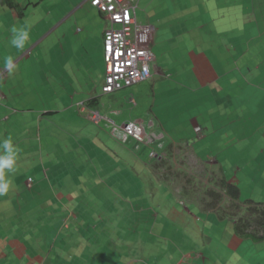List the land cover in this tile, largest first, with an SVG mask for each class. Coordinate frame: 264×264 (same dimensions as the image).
Here are the masks:
<instances>
[{"label": "crops", "instance_id": "obj_1", "mask_svg": "<svg viewBox=\"0 0 264 264\" xmlns=\"http://www.w3.org/2000/svg\"><path fill=\"white\" fill-rule=\"evenodd\" d=\"M139 1L141 0H137V6ZM40 3L37 2L35 6ZM65 3L68 4L69 10L61 17L49 12L44 13V16H36L34 12L23 14L17 9L0 6V140L8 137L12 139L14 130L19 129L18 134L14 133L12 142L18 149L16 157L20 160H23V152H34L38 146L42 150V143L45 148L51 147L52 151L58 153V150L52 148L54 147L64 151L63 155L70 156L69 148H74L75 143L67 138L68 134L64 131L59 133L55 120H49V116L60 113L58 109H46L45 112L33 109L17 111L13 98L5 94L6 91L11 92L14 89L8 86V83L17 77L22 61L38 56V46L44 44L49 37H56L59 28L70 23L60 37L63 44L59 47L62 50L59 59H67L58 64L65 66L66 73L61 74L63 80L60 83L52 79L50 81L57 84L53 87L57 98L65 96L68 99V95H71V113L74 111L76 114L85 115L93 126L91 133L93 144L96 146V160L103 158L104 164L110 163L106 156L112 152L106 145L101 146L103 150H100L97 142L105 132L112 140L108 134L112 125L139 122L149 135H155L156 141L151 146L157 151H152L158 155V159L163 158L168 164V168L164 166L162 169L164 176L169 179L166 183L157 182L162 172L154 170L156 157L155 161L148 162L147 172L138 173L136 176L143 180L140 182L142 188L149 189L146 178L151 186L152 195L147 198V203L151 206L147 209L148 217H151L155 207L160 206V210L167 217L160 222L158 216L153 219L160 227L156 240L152 238L155 235L143 230L147 234L145 243L153 245L155 242V246L158 245L156 247L159 252L156 257L151 247H143L141 257L148 249V253L154 256L129 261L128 264H152L157 259L163 260L160 255L161 246L165 247L166 255L173 252L169 264H224L220 260L222 255L228 257L226 264H235L233 258L237 250L243 251L241 256L244 255L250 261V253H256V264H264V241L251 242L252 246L245 248L246 240L234 235L232 224L213 218L211 211H207V218L203 220L195 217L194 211L198 210L195 206L187 205L188 214L182 216L175 210L177 207L174 208L166 198H160L156 202L151 200L154 195L157 196L159 185L164 192L170 194L168 189L177 185V175L171 177L173 172L198 178V182L206 189L213 188L210 180L221 179L238 189L244 184L251 185L252 181L257 179L258 183H261L260 188H264V109L261 112L264 107V0H145L144 24H151L155 28L154 40L150 46L154 57L150 65L152 76L147 81L111 94H103L100 90L91 93L89 90V84L101 89L104 82L103 70H94L93 58H102V38L107 22L89 5L88 0H66ZM28 16H33L34 21L28 20ZM136 21L138 23L137 16ZM14 26L29 28V40L23 48H16L10 43L11 29ZM49 26L50 29L47 28ZM40 29L42 31L39 34ZM1 46L8 50L7 56L2 55ZM10 55L13 59L11 70L5 67ZM57 73L59 72L54 74ZM58 76L59 74L56 77ZM73 83L80 84V89L72 91L66 88L70 84L72 88ZM91 112L98 113V121L90 118ZM260 114L263 117H260ZM44 115L48 118L43 117ZM245 121H248V126ZM29 122L31 123L28 126ZM249 126L253 128L248 129ZM196 128L200 130L195 132ZM42 131L44 134H41ZM42 137L48 140L49 144L42 142ZM111 142L118 146L120 154L115 155V159H119L118 162L124 163L120 157L123 155L129 159L136 157L138 152L129 151L116 141ZM39 153L43 161L44 153ZM48 162L49 160L46 161ZM50 164L53 163L50 161ZM103 166L107 173V166ZM61 167V161L50 165V169L44 171L34 167L36 181L32 179L28 184L27 179H24L21 183L23 191L28 192L30 196V202L41 203L44 191L52 197L57 206L58 202H62L63 197L67 196H63L66 189L62 185V191L52 189L61 179L57 177L53 182L48 180V173ZM152 182L155 184L152 185ZM133 185L137 187L135 191L140 193V186L138 187L137 183ZM241 197L239 189V198ZM19 198L22 197L17 194L11 200L22 212L28 203L18 201ZM252 198L251 196L244 202L253 201ZM203 199V203L208 204L207 197ZM163 202L166 204L162 205ZM194 203L200 205L199 202ZM125 204V210L130 209V206ZM36 208L34 206L29 209L35 211ZM117 208L125 211L123 208ZM131 209L133 213L135 210L133 207ZM128 216H133L135 222H130L127 226L142 227L140 220L143 215L126 214V217ZM9 217L6 213L5 217L0 218V264H56L55 260L57 264H67L65 258L70 257L67 253L71 251H78L82 264H88L85 259L90 261L91 258H98L99 250H104V244L99 242L101 237L85 236L82 227L73 224L79 219L74 213H66L59 220V225L63 224L62 230L67 232V237L58 241L63 246L57 248V254L56 240L51 243L53 236H50L51 232H54H48L51 226L49 223L43 228L46 230V227H49L46 230L47 236H44L27 220L28 213L24 214L26 225L21 224V218L18 222H13L11 218L7 219ZM190 220L193 226L189 224ZM29 223L31 224L28 225ZM34 223L40 225L38 221ZM144 223L146 227L150 226L149 221ZM186 226L191 229L193 245H189ZM152 231L154 232V228ZM139 232V229L135 231L136 234ZM175 237L187 243L183 253L175 249L172 241ZM209 239H213L212 244H215L211 245L212 250ZM182 240L180 242L183 244ZM137 243L135 241V244ZM60 257H64L62 262ZM172 258L176 259L174 263ZM122 262L121 259V264ZM161 264L166 263L163 261Z\"/></svg>", "mask_w": 264, "mask_h": 264}, {"label": "rangeland", "instance_id": "obj_2", "mask_svg": "<svg viewBox=\"0 0 264 264\" xmlns=\"http://www.w3.org/2000/svg\"><path fill=\"white\" fill-rule=\"evenodd\" d=\"M14 1L19 5V9L23 14H32L34 12L36 16H44V13L46 14L49 12L61 17L62 14L69 10L68 4L65 3L66 0H64V2L61 0ZM37 2L41 3L36 7L35 5L37 4ZM237 6L239 5H236V7ZM144 11L145 0H141L139 1V5L136 9L137 20L140 24L146 23V13ZM28 17V20L34 21L33 16ZM69 26L70 23L61 26L56 37H54L53 35L46 39V44L44 43L41 44V46L39 45L38 56H34L33 58L29 59L27 58L26 60L22 61V64L19 66V70L17 72V77L11 79L8 83V86L14 87V89H12L11 92L6 91L5 94L13 98L16 104V109H18L17 111H19L20 109H22L21 111L33 109L45 112L47 111L46 109H58L60 113H55L49 116V120H55L59 133L61 134L62 130L66 134H68L67 138L75 143V147L69 148L70 156H66L62 154L64 151L52 147L54 150H58V153H56L52 151L51 147L45 148L44 146H42V143V145H40L42 150L38 146L36 150H34V152L32 151L28 154H26V152H23V160H20L18 159V157H16L13 169L4 170L5 178L9 180V189L5 195H0V218L2 216L5 217L6 213H8V216L10 217L7 219L11 218L13 222H18L19 218H21V224L26 225L24 224V222H26L24 221V214L28 213L27 220L31 221L33 223L32 225L38 228V230L42 232L44 236H47L46 230L49 229V227H46V230H44L43 228H45L46 223H49L51 226L48 232H54L53 234L51 232L50 236H53L51 243L56 240L55 253L57 254V248L60 249L63 246V244L58 241H61L65 237H67V232L62 230L63 224L61 223L59 225V220H61V217L66 213L76 214L79 219L77 221H74L73 224H75L76 226L79 225V228L82 227L81 230H84L85 236L90 235L93 238H97L98 236L99 238L101 237L99 239V242H102L104 244V250H99L98 254L100 255H98V258H91L90 261H88V259H85V262L88 264H99V262L100 264H121V259L123 260L122 264H128L130 263L129 261L142 260L141 258L144 257L149 258L150 256L154 255L156 257L159 252L158 247H156L158 245L155 246V242H153V245H150V243H145L147 234L144 231L147 230L149 231V233L155 235L152 238L156 240L155 237L158 236L157 231L160 227L157 223H155L153 219H156V216H158L157 219L160 222L161 219H165L167 215L160 210V207H162L160 206L159 208H154L151 213L152 218L148 217L149 214L147 213V209L151 206L148 205L147 198L151 197L152 195L150 193L151 186L150 183L148 184V178H146L149 191L146 190L145 187L142 188L140 182L142 183L143 180L140 177L136 176L138 175V173H145L148 171V162L155 161L154 156H152L154 153L152 149L156 151L157 149L154 146L152 147L151 145L145 146L142 144L136 146L137 144L134 141H128L124 144L120 142V145L122 147L128 149L129 151H136L138 153L136 157L131 159H129V157H126L125 155H123L124 158L123 156H120L123 159L124 163L118 162L119 159H115V155L120 154V152L118 151V146L111 142L113 139L111 140L110 138H108L106 132L104 131V135H101L99 137L101 140H99L97 137L94 138L96 140H99L97 142V145H99L100 150H103L101 146L104 147L106 145L107 149L112 152V154L110 152L107 153L106 156L110 163L104 164L103 158L101 160H96V146L93 144V137L91 133L93 131V126H91L88 118L85 115H80V113L76 114L77 112L74 111L71 113V95H68V99L65 98V96L57 98L53 88L57 85L56 83H60L63 80V76H61V74L66 73L65 66L58 64L59 62H65V60L67 59H59L62 51L61 49H59V47L60 44H63V39H60V37ZM47 28L50 29L51 27L49 26ZM41 31L42 30L40 29L39 34L41 33ZM52 45L53 47H51ZM45 47H47V49H45ZM49 48L50 51L48 52ZM1 51L2 55L7 56L8 50L3 48V46H1ZM9 57H11V55ZM102 62V58L99 59L94 57V70H103L104 73V63ZM187 69H189V67ZM54 71L59 72L57 73L59 74L58 77H56L57 74H54ZM51 79L56 83L52 84L53 81H50ZM180 84L182 85V83ZM72 85V88L71 84L69 85V87H67L66 85L65 86L67 89L72 91L80 89V84L77 85L73 83ZM89 90L91 93H97L101 91L99 86L94 88L93 84H89ZM41 96H43V98H41ZM263 109L264 107L261 108V112ZM261 116L262 115L260 114V117ZM43 117H45V115ZM245 122L246 126H248V121ZM30 123L31 122H29L27 125L29 126ZM120 125L122 124H118V126ZM252 128L253 126H249L248 129ZM18 130L19 129H15L14 133L18 134ZM14 133H12V140L14 139ZM41 134H44L43 131L41 132ZM42 142H44L45 144H49V141L44 139V137H42ZM67 145H69V143ZM39 152L44 153V156L47 159H45L44 157L45 160L43 159V161H41ZM47 160H49L48 163H46ZM50 161L53 164L61 161L62 164L61 168L53 171L52 173H48V180L52 182L57 179V177L61 179V182H56V186H52V189L54 191H62L61 185L66 189L64 190L65 194H63V196H67L63 197L64 199L62 200V202H58V206L52 201V197H49L48 194L45 193L46 191L42 192L43 195L41 197V203H36L33 201L30 202V196L28 195V192L23 191V187L21 185L23 180H28L29 177L31 181L32 179L36 181L37 176L34 173V167L40 169L42 168L43 171L46 169H50V165H53L50 164ZM103 165L107 166V173H105V168ZM178 176L185 179L190 178L191 184L189 186H185L184 189L182 188L183 184L187 185V183H183V180L182 182H179L178 179L176 180V184L178 185L168 189L170 194L164 192L162 186L159 185L160 187L157 189V196L154 195L151 200L154 199V202H156L160 198H163L164 200L166 198L174 208L177 207L175 210L182 216L188 214L187 205L195 206L198 209L197 211H194L195 217L205 220L208 215V212L205 211L207 210V205H205L202 201L205 197V186H202L197 181L198 178H191L190 176H188V174L183 173ZM64 177H66V179ZM168 181L169 180H165V178L157 179L158 183H166ZM213 182L214 180H210L211 184ZM133 183H137L138 187L140 186V193L135 191L137 187H135ZM154 184L155 183L152 182V185ZM260 184L261 183H258L256 179L252 181L251 185L245 186L244 184L242 187L240 186L239 189L241 191L242 197L239 198V203L242 204L245 199H249V197L251 196L253 197V201H264V194L262 195V191L264 190V188H260ZM192 185L195 190L194 192H191L193 191V188H191ZM178 186L180 188H176ZM16 189H18V191ZM187 192H189V194H186ZM17 194L22 197L21 199L19 198L20 200L18 199V201H22V203L25 204L28 203L26 204V207L22 209V212L21 210H18L19 208H17L11 200ZM68 197L69 200H67ZM3 198H6L7 200H3ZM194 202H199L200 205H196ZM32 203H34V205H32ZM125 203L130 206V209L125 210ZM164 204H166V202L162 203V205ZM34 206L37 207L35 211L29 209L32 207L34 208ZM57 207H59L58 210ZM117 207L123 208L125 211H120ZM131 207H133L135 210L133 213ZM227 207L228 209L232 208L231 206ZM210 213L213 218H217V215L213 211H211ZM126 214L139 216L143 215L142 219L140 220L142 222V227L138 228L131 225L127 226L130 222H135V218L133 216L130 218L129 216L126 217ZM184 219L189 218L184 217ZM35 221H38L40 225L37 226L34 223ZM144 221H149L150 226L146 227ZM30 224L31 223H29L28 225ZM189 224H192V226L194 225L193 223H191V220L189 221ZM61 225L62 227H60ZM68 225L70 226L71 223ZM89 225L91 227H89ZM153 228L154 232L152 231ZM185 228L187 230L186 236L188 235L190 239L189 245H193L192 241L194 239L192 237L191 229L189 228V226H186ZM18 229L20 230L21 228L18 227ZM137 229L140 230L138 234L135 233ZM117 240L124 241L122 243H118L116 242ZM181 240L182 239L179 240L178 237H175L174 240L172 238L175 249L180 253H183L185 251L184 247L187 243L182 240V244L180 242ZM135 241H137L138 243L135 244ZM213 242V239L208 240L211 250V245L215 246V244H212ZM244 246L245 248L252 246L251 241L246 240ZM143 247H151L152 253L154 255L152 253H148V249L145 255L141 257L140 254ZM194 247L196 248L195 245ZM199 249L200 248H197V250ZM242 252L243 251L240 250L235 251L236 255L233 258V262H235V264H249L248 262H252L253 264L257 263L256 260H258V255L256 253L254 255L253 253H250V258L252 259V261H250L249 259H247V257H244V255L241 256ZM172 253L173 252H169V254L166 255L165 247L161 246L160 255L163 260L160 261L156 258V262H153L152 264H161L163 263V261L166 264L171 263L170 260L172 257ZM67 254L68 256H70L68 258H65L67 264H75L77 263V260L79 261L77 264H82V260L79 258L78 251H71ZM60 255H62V253H60ZM63 259L64 257H60V262H62ZM175 260V258H172L173 263ZM220 260L223 261L224 264H226L228 262L227 255H222L220 257ZM54 262L57 264L56 260Z\"/></svg>", "mask_w": 264, "mask_h": 264}, {"label": "built area", "instance_id": "obj_3", "mask_svg": "<svg viewBox=\"0 0 264 264\" xmlns=\"http://www.w3.org/2000/svg\"><path fill=\"white\" fill-rule=\"evenodd\" d=\"M133 0H91V5L106 15L110 28L104 35L105 77L102 92L111 93L150 77L149 63L153 60L149 50L153 30L138 26L131 17ZM116 26V27H115ZM112 134L123 140L127 137L140 143H148L153 137L146 136L137 123L114 127Z\"/></svg>", "mask_w": 264, "mask_h": 264}, {"label": "trees", "instance_id": "obj_4", "mask_svg": "<svg viewBox=\"0 0 264 264\" xmlns=\"http://www.w3.org/2000/svg\"><path fill=\"white\" fill-rule=\"evenodd\" d=\"M0 6L11 10H18L17 3L14 0H0ZM166 166L168 168L167 161L163 158H156L154 163V170H161L159 179L167 177L164 176L162 169ZM176 180L179 182L187 183L185 186H189L190 178H183L178 176V173H174ZM169 180V179H168ZM198 181V180H197ZM210 183V181H209ZM211 184V183H210ZM178 185V184H177ZM213 188L206 189L205 196L208 198L207 211H213L218 220L228 221L232 224V231L234 235L240 239L250 240L251 242H263L264 241V203H256L253 201H246L242 204L239 203V189L231 184H228L225 180L214 181L212 183ZM193 188V185L191 186ZM194 188L193 191L194 192ZM228 202V204H227ZM227 206H231L228 209Z\"/></svg>", "mask_w": 264, "mask_h": 264}, {"label": "clouds", "instance_id": "obj_5", "mask_svg": "<svg viewBox=\"0 0 264 264\" xmlns=\"http://www.w3.org/2000/svg\"><path fill=\"white\" fill-rule=\"evenodd\" d=\"M88 3L89 5L94 8L101 16L102 18H104V20L107 22V27L104 29V32H103V38H102V58H103V63H104V52H103V44H104V35H105V32L110 28V22L108 19H106V15L103 14V13H100L96 7L92 6L91 5V0H88ZM131 5L133 7V12H131V17L134 19L135 23L138 25V26H149L151 27V29L153 30V35H152V41L150 43V46L154 40V34H155V28L151 25V24H140V23H137L136 21V8H137V0H133L131 2ZM116 27V26H115ZM11 32H12V38L10 40V43L12 44V46L16 47V48H23L24 45L26 44V42L29 40V36H30V32H29V28L28 26H22V27H13L11 29ZM150 46H149V50L151 52V49H150ZM152 54V52H151ZM153 57V55H152ZM154 61V57H153V60L149 63V70H150V77L144 81H147L151 78L152 74H151V69H150V65L151 63ZM5 67L8 68L9 70H11L13 68V59L11 57H9L5 63ZM104 77H105V64H104ZM144 81H141V82H144ZM141 82H138V83H141ZM137 84V83H135ZM133 84V85H135ZM103 85H104V82H103ZM103 85L101 86V92H102V87ZM131 85V86H133ZM129 86V87H131ZM125 88H128V87H125ZM124 89V88H122ZM116 92V91H115ZM103 94H111V93H104L102 92ZM90 118H92L94 121H98L99 120V115L98 113L96 112H91L90 113ZM127 123H137L139 125L142 126L141 123L139 122H126V123H123L122 125H125ZM120 125V126H122ZM120 126H117V125H112V127H110L111 129L108 131V134L109 136L116 142L120 143L122 142L123 144L128 142V141H134L137 145H145V146H150L152 143H154L156 141L155 139V135L152 136V135H149V133H147L144 129V127L142 126L143 128V131H144V134L146 136H149V137H153L151 141H149L148 143H140V142H137L135 141L134 139L130 138V137H127L125 140H123L122 138L116 136V135H113L112 134V129L114 127H120ZM200 129L199 128H196L195 129V132H198ZM0 149H2V152H0V195L6 193L9 189V180H7L5 178V169H8V170H12L13 169V165L15 163V160H16V156H17V152H18V149H16L14 146H13V142H12V139L11 137H8V138H5L3 140H0ZM154 157H158V155L156 153H153ZM31 182L30 179L27 180V183L29 184ZM212 185V184H211ZM213 186V185H212Z\"/></svg>", "mask_w": 264, "mask_h": 264}, {"label": "snow or ice", "instance_id": "obj_6", "mask_svg": "<svg viewBox=\"0 0 264 264\" xmlns=\"http://www.w3.org/2000/svg\"><path fill=\"white\" fill-rule=\"evenodd\" d=\"M97 3H99V0H97Z\"/></svg>", "mask_w": 264, "mask_h": 264}]
</instances>
